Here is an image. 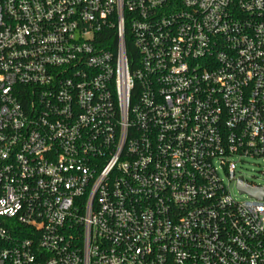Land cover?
I'll return each instance as SVG.
<instances>
[{"label":"built area","instance_id":"obj_1","mask_svg":"<svg viewBox=\"0 0 264 264\" xmlns=\"http://www.w3.org/2000/svg\"><path fill=\"white\" fill-rule=\"evenodd\" d=\"M252 157L264 0H0V264H264Z\"/></svg>","mask_w":264,"mask_h":264},{"label":"rangeland","instance_id":"obj_2","mask_svg":"<svg viewBox=\"0 0 264 264\" xmlns=\"http://www.w3.org/2000/svg\"><path fill=\"white\" fill-rule=\"evenodd\" d=\"M239 170L248 181L264 185V158H248L243 162L242 166L239 167Z\"/></svg>","mask_w":264,"mask_h":264},{"label":"water","instance_id":"obj_3","mask_svg":"<svg viewBox=\"0 0 264 264\" xmlns=\"http://www.w3.org/2000/svg\"><path fill=\"white\" fill-rule=\"evenodd\" d=\"M238 187L241 192H246L250 194L251 196H254L258 199L264 198V185L263 186H252L250 184H247L243 178L239 179Z\"/></svg>","mask_w":264,"mask_h":264},{"label":"trees","instance_id":"obj_4","mask_svg":"<svg viewBox=\"0 0 264 264\" xmlns=\"http://www.w3.org/2000/svg\"><path fill=\"white\" fill-rule=\"evenodd\" d=\"M129 49H130V50H131V49L135 50V48L133 47V45H132L131 43H129Z\"/></svg>","mask_w":264,"mask_h":264}]
</instances>
